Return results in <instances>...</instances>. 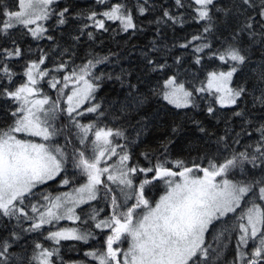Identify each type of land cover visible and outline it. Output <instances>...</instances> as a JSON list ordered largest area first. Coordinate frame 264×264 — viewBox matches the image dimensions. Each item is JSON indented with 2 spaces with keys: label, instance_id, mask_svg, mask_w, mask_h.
I'll list each match as a JSON object with an SVG mask.
<instances>
[{
  "label": "snow or ice",
  "instance_id": "6c2138e0",
  "mask_svg": "<svg viewBox=\"0 0 264 264\" xmlns=\"http://www.w3.org/2000/svg\"><path fill=\"white\" fill-rule=\"evenodd\" d=\"M94 2L106 7L77 12L72 0L11 5L0 0V38L11 39V46H0V100L11 102V120L0 127V264H56L61 241L88 243L96 239L94 229L107 230L105 248L86 253L98 264H264V0ZM141 17H151L148 28ZM189 20L199 25L195 33L164 42V28H182ZM152 26L147 45L133 44L124 53L126 66L118 50L96 52L105 33L114 41L121 36L131 41ZM21 28L38 44L36 59L24 60L25 50L14 39ZM53 31L61 33L59 39ZM81 48L86 54L76 64ZM175 48L189 53L196 67H185L184 52L172 56ZM21 60L25 80L17 83L14 62ZM154 74L163 75L155 86L147 79ZM41 81L66 97V108L41 97ZM106 83L115 99L102 104L96 93ZM69 85L70 94L64 92ZM154 99L186 111L174 113L179 118L171 120L158 143L140 153L146 161L141 165L132 149L145 145L159 126V114L150 107ZM58 110L79 130L69 129V136L79 139L71 154V140L63 147L56 140L63 132L55 123ZM85 114H93V121L80 123L77 117ZM180 140L187 159L173 157ZM202 148L214 152L202 155ZM113 157L117 160L109 165ZM69 165L86 182L72 192L43 195L39 207L32 204L41 186L58 177L61 186L73 183ZM155 181L166 191L153 206L145 188ZM117 190L125 200H135L126 211ZM98 198L110 200L111 215L100 217L103 210L96 208L83 217L76 212ZM141 207L146 211L137 214ZM65 219L78 227L42 231ZM221 224L225 227L216 232ZM34 233L55 246H45ZM226 233L235 239L231 261L221 260L230 240ZM125 237L130 238L126 249L120 246Z\"/></svg>",
  "mask_w": 264,
  "mask_h": 264
},
{
  "label": "trees",
  "instance_id": "16d2710c",
  "mask_svg": "<svg viewBox=\"0 0 264 264\" xmlns=\"http://www.w3.org/2000/svg\"><path fill=\"white\" fill-rule=\"evenodd\" d=\"M61 4L67 3L68 0H60ZM110 3H115L116 0H109ZM160 0H157V3H159ZM5 3L11 5L13 3V0H5ZM72 3L75 5H78L79 7L76 9L77 12H87L91 8H97V9H103L106 7V5H97L95 4L94 0H72ZM163 3L166 5H171L172 0H163ZM175 11V9H173ZM158 14V13H157ZM187 15V14H186ZM142 21H144L145 27L148 28L147 25V19H151V17H148L147 19L144 17L140 18ZM49 23H52L51 21ZM111 24V22H109ZM112 28H116V24H111ZM199 29V25L191 22L190 20L184 24V26L181 27H175V28H164V42L168 45H171L174 41H182L185 37H190L193 33H195ZM154 26H152L149 30L145 31L144 33L133 37L131 41L125 40L123 36L118 37L116 41L112 39L111 33H105L101 37L102 43H97L96 45V52L99 53L101 56H103L105 53H108L111 51H119L121 56H124V53L130 48L133 44L138 47H143L144 45H147L149 41L154 37ZM54 36H56L58 39L61 35V33L53 31L52 33ZM14 39L16 40L17 44L25 50V57L24 60L28 59H36L37 57V48L38 44L36 41L32 40L30 36L25 35L24 29H16L14 30ZM50 45V42L48 41H40L39 46H42L44 48H48ZM119 45V48H118ZM0 46H11V39L10 38H0ZM185 53V67L186 68H195V65H191V55L183 49L175 48L172 50L171 55H179L180 53ZM86 54L85 49L81 48L79 50V55L75 57V63L80 64L83 56ZM24 60L16 61L14 62V67L19 73V75L16 77L17 83L22 82L25 80V77L23 76V65ZM169 64L172 63L171 56L168 57ZM128 63V59L126 56H124V64L125 66ZM47 66L49 68L54 67L52 63H48ZM207 67V65H206ZM57 77L61 76V73H54ZM200 78H203L204 72L198 73ZM192 74L191 72L188 73V78L191 80ZM149 84L155 86L158 82V79L162 80L163 75L161 74L159 77L157 75H152L150 77H147ZM42 88V94L50 96L53 101L59 100L60 108H66L67 104L65 103L66 97L61 95V93L57 92L55 89L49 87V85L43 81L39 85ZM62 87V85H57V88ZM71 85H69V88L64 89L65 93L70 94ZM144 90H147L146 87H144ZM96 96L98 98V101L100 103H105L107 100H114L115 99V93L113 92L112 86L110 84H105L97 93ZM11 102H6L4 100H0V127H6L7 124L10 122L11 117L9 116V104ZM88 105L85 104L84 107H87ZM14 108L15 105H12ZM151 110L154 113L159 114V126L158 128L153 132V134L147 138L145 145L134 147L132 149L134 156V161H139L141 165H144L146 161L143 159V157L140 155V153L149 146H154L156 143H158L159 137L163 136L165 131L167 130L168 124L173 119H178V116H175L174 113H181L186 110H177L172 108V106L167 105L166 102L163 100H156L154 99L152 102V105L150 106ZM223 111H228L227 109ZM75 115V114H74ZM198 118L204 119V114L199 113ZM80 123L87 124L89 122H92L94 119L93 114H85L84 116L77 117ZM69 118L67 117V114L64 112H59L58 110V119L55 121V123L63 130L61 135H58L56 137V140L58 141L60 146H65L67 140H71L72 143L67 144V151L71 154L74 151V146H77L79 144L78 136L71 135L69 136V129L72 130L73 133H77L79 130L74 128L72 125L68 123ZM107 123V122H106ZM206 124H211L210 121L205 120ZM111 126V125H109ZM24 139H32L30 137L24 136ZM91 139V137H90ZM249 142H253L249 140ZM183 140L178 141L177 145L174 146V152L173 157L178 158H184L187 159L186 152L183 151ZM240 147L241 150H243L242 146ZM119 151V149H118ZM214 152V149L212 148H202V155L203 152ZM88 155H91L90 152L87 153ZM218 155V153H217ZM170 157V158H173ZM192 159H195V155L191 157ZM202 162V161H201ZM113 163V160H112ZM75 172V175L73 176V173ZM63 175V174H62ZM67 175L72 177L73 183L68 186H61L59 183V177L57 178V181H51L47 185L41 186L40 190L37 191L36 195L31 197V203L36 204L38 207L44 203V201L41 199L43 195H62L64 192H72L74 188L79 187L82 183H85L87 178L86 176L82 175L79 170L74 169L71 167V165L68 166V172ZM102 179H106V177H103ZM111 184V182H107ZM113 188H116V185H112ZM166 191V185H164L160 181H155L153 185H149L145 188V194L146 198L150 201V203L154 206L155 202H157ZM104 189L101 187L100 195L103 197ZM118 200L125 205V207L122 209L123 211L127 210L128 205H132L135 203V200H125L124 197L120 194L119 190L116 192ZM93 208L96 209H102L103 211L100 212V217H107L111 215L112 207L110 200L104 199V198H98L95 201H91L89 204H85L83 207L80 206L76 209V212L80 214L82 217L86 215L88 212H90ZM146 211L143 207L137 209V214H142ZM239 211V209L237 210ZM99 219V217H98ZM79 222L73 223L69 221H61L55 227L52 225H45L44 229L42 230L44 234H47V230L49 228H60V227H68V228H74L78 227ZM24 227H28V224L26 223ZM225 226L223 224L220 225V228L216 229V232H219L222 228ZM94 232L96 233V239H90L88 243H84L82 241H61L60 246V252L58 257H54L53 259L56 260V264H98L96 260L92 259L90 256L86 255L87 252L93 251V250H100L105 248V238L107 235V230L104 232H101L99 229H94ZM36 237L37 240L45 244V246H55L52 245L51 241H47L44 239V235H41L40 233H34L32 234ZM212 235H215L213 233ZM230 237L229 241H225L227 247L224 248L223 254L221 256V260L224 259V257H227L229 261H231L234 253L233 245L235 243L234 234L232 233H226ZM209 240L212 239V236L208 237ZM125 238H122V241L120 242V246L123 248L122 244L124 242ZM127 244L130 240V238L126 237ZM33 243L31 237H29V244Z\"/></svg>",
  "mask_w": 264,
  "mask_h": 264
},
{
  "label": "rangeland",
  "instance_id": "374dc122",
  "mask_svg": "<svg viewBox=\"0 0 264 264\" xmlns=\"http://www.w3.org/2000/svg\"><path fill=\"white\" fill-rule=\"evenodd\" d=\"M41 83H43V81H41L40 82V84ZM39 84V85H40ZM40 87V86H39ZM41 88V87H40ZM43 96V94H42V88H41V97ZM49 97V105H51L52 104V99H51V97L50 96H48ZM85 106V105H84ZM45 107H48V105H46ZM30 138H32V139H29V140H34L35 142H42V141H40V139L38 138V137H30ZM112 160L113 161H116L117 160V158L116 157H113L111 160H108V164L109 165H111L112 164ZM103 178V177H102ZM85 204H83V205H81L82 207L84 206ZM79 208V207H78ZM61 221H69V222H73V221H71V220H67V219H65V220H61ZM61 221H59V222H61ZM74 223V222H73ZM129 242H130V240H129ZM129 242H128V244H127V239H126V237H125V239H124V242H123V244H122V246H123V248L124 249H126L128 246H129ZM97 261V260H96ZM97 263H98V261H97Z\"/></svg>",
  "mask_w": 264,
  "mask_h": 264
}]
</instances>
